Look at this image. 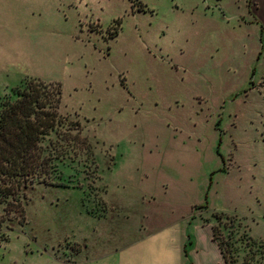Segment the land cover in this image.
<instances>
[{
	"label": "rangeland",
	"instance_id": "1",
	"mask_svg": "<svg viewBox=\"0 0 264 264\" xmlns=\"http://www.w3.org/2000/svg\"><path fill=\"white\" fill-rule=\"evenodd\" d=\"M26 78L60 149L24 223L0 204V264H215L212 210L264 264V0H0V98Z\"/></svg>",
	"mask_w": 264,
	"mask_h": 264
},
{
	"label": "trees",
	"instance_id": "2",
	"mask_svg": "<svg viewBox=\"0 0 264 264\" xmlns=\"http://www.w3.org/2000/svg\"><path fill=\"white\" fill-rule=\"evenodd\" d=\"M60 97L58 82L26 78L21 85L12 88L11 94L0 98V204L3 214H13L18 218V224L25 222L22 188L33 182L49 183L50 177L56 175V164L52 163L56 154L52 151L60 148L50 139L52 151L45 153L42 141L52 132L55 136L60 133L57 128L63 122L58 112ZM74 124L71 128L75 132L71 136L65 134L63 139L88 146L85 137L79 134L78 123ZM211 216V238L216 242L223 262L235 264V215L212 210ZM244 237L250 239L248 235Z\"/></svg>",
	"mask_w": 264,
	"mask_h": 264
},
{
	"label": "crops",
	"instance_id": "3",
	"mask_svg": "<svg viewBox=\"0 0 264 264\" xmlns=\"http://www.w3.org/2000/svg\"><path fill=\"white\" fill-rule=\"evenodd\" d=\"M211 234V233H210ZM211 240H212V238H211ZM213 242H215L214 240H212ZM216 243V242H215ZM216 246H217V244H216ZM81 248H84L85 249V245H83L82 247H80V249ZM80 249H78L77 250V252H75V254H76V256L80 253L79 251H80ZM216 250H217V253H218V259H215L216 260V262H215V264H225L224 262H223V260H222V258H221V256H220V254H219V251H218V249H217V247H216ZM174 254H177V253H175L174 252ZM180 254H181V251H180ZM177 257V256H176ZM220 258V259H219ZM183 263V261H179L178 263H177V261H176V263H174V264H182ZM190 264V263H189Z\"/></svg>",
	"mask_w": 264,
	"mask_h": 264
}]
</instances>
